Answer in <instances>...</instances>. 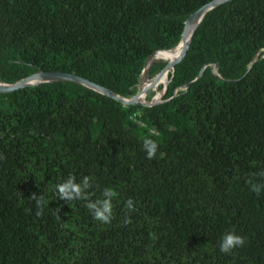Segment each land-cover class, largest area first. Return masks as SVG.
I'll return each mask as SVG.
<instances>
[{
    "label": "trees",
    "instance_id": "obj_1",
    "mask_svg": "<svg viewBox=\"0 0 264 264\" xmlns=\"http://www.w3.org/2000/svg\"><path fill=\"white\" fill-rule=\"evenodd\" d=\"M209 1L0 0V82L58 69L136 97ZM262 55L264 0H229L154 78L162 102L72 80L0 92V264H264ZM229 234L244 244L225 253Z\"/></svg>",
    "mask_w": 264,
    "mask_h": 264
},
{
    "label": "water",
    "instance_id": "obj_2",
    "mask_svg": "<svg viewBox=\"0 0 264 264\" xmlns=\"http://www.w3.org/2000/svg\"><path fill=\"white\" fill-rule=\"evenodd\" d=\"M229 0H212L209 1L203 5H201L199 8H197L195 11H193L185 20L184 24H183V29H182V33H181V39L182 37L185 35V33L188 31V29L190 28V26L194 23V21L196 19H198L197 23L200 21L201 17L203 16V14L209 10L210 8L217 6L223 2H227ZM196 23V25H197ZM195 25V27H196ZM194 27V29H195ZM193 29V31H194ZM192 31V34H193ZM192 34L190 37V40L192 38ZM189 40V42H190ZM180 42V41H179ZM189 42L187 44L186 47H184L181 55L179 56V58L176 61L173 62H168L166 63V65L161 68L159 71H157L156 73L152 74V75H147V77L142 80L143 82V87H144V100L143 101H136L133 100L132 98L135 96V94L131 97H122L119 96L118 94L114 93L113 91H111L110 89L103 87L99 84L94 83L93 81L78 75L76 73L73 72H69V71H63V70H58V69H53V70H39L36 71L34 73L28 74L27 76H25L23 79H21L20 81H17L15 83H4V82H0V92H10L13 90H16L18 88L24 87V86H32V85H37L41 82H45V81H52V80H72L81 84H84L88 87H91L97 91H100L101 93L106 94L109 97H112L120 102H122L123 104H141V105H153L159 102H162L164 100H153L150 101L147 98V92L149 90V88L151 87V84L154 80V78L157 76V74L159 73H172L174 68L176 67V65L183 59V57L186 54L187 51V47L189 45ZM151 57V56H150ZM150 57L146 60V65L149 63V59ZM146 72L147 74V67H145V69L143 70V72ZM141 82V84H142ZM140 84V85H141ZM167 84V83H166ZM190 83L186 84V87L189 85ZM139 89V88H138Z\"/></svg>",
    "mask_w": 264,
    "mask_h": 264
},
{
    "label": "clouds",
    "instance_id": "obj_3",
    "mask_svg": "<svg viewBox=\"0 0 264 264\" xmlns=\"http://www.w3.org/2000/svg\"><path fill=\"white\" fill-rule=\"evenodd\" d=\"M145 146L147 148V155L148 158H153L156 154L157 145L153 141H145ZM69 189H71L74 192L79 193L80 189L79 186L73 184L71 181L67 184L59 186V191L62 194H66ZM89 207H94L93 205H89ZM111 210V206L108 203H105L103 211H97L96 218L104 220L106 223L109 222V217L105 215V213H109ZM244 244V240L240 236H235L232 234H229L225 240L224 243L220 246V250L222 252H229L231 249H233L236 246H242Z\"/></svg>",
    "mask_w": 264,
    "mask_h": 264
},
{
    "label": "bare ground",
    "instance_id": "obj_4",
    "mask_svg": "<svg viewBox=\"0 0 264 264\" xmlns=\"http://www.w3.org/2000/svg\"><path fill=\"white\" fill-rule=\"evenodd\" d=\"M197 21H198V19H196V20L194 21V23L190 26V28L188 29V31L185 33V35L183 36V40H182V42H181L180 45H178L177 47H175L174 49H172V51H170V50H159V51L155 52L154 55H155L156 57H161L162 54H163V55H168V54H170V56H169V62L176 61V60L179 58V56L181 55V53H182L184 47L187 46V44H188V42H189V40H190V37H191L192 31H193V29H194V27H195ZM152 59H153V58H152ZM142 83H143V82H142ZM142 89H143V90H142V92L139 94V96L132 98L133 100H136V101H143V100H144V98H143V96H144V87H142Z\"/></svg>",
    "mask_w": 264,
    "mask_h": 264
},
{
    "label": "rangeland",
    "instance_id": "obj_5",
    "mask_svg": "<svg viewBox=\"0 0 264 264\" xmlns=\"http://www.w3.org/2000/svg\"><path fill=\"white\" fill-rule=\"evenodd\" d=\"M175 47H176V46H175ZM175 47H174V48H175ZM174 48H173V49H174ZM170 51H172V49H170ZM154 54H155V52L151 55V57H150L149 60L160 59V60L166 61V62L168 63L170 54H168V55H163V54H162L161 57H156ZM152 58H153V59H152ZM167 59H168V60H167ZM146 77H147V74H146V72L144 71L143 74H142L141 82H142V80H144ZM167 82H168V77H167V80H166L165 82L160 83V84L163 85V87H162L161 89L158 88V90H156V89H154L155 86H151V87L149 88L148 91H150V90H154L153 97H152V99H151L150 101H153V100H163L162 97H163L164 90H165V86H166V83H167ZM235 83H236V84H241L242 81H241V80H239V81H235ZM160 84H159V85H160ZM142 87H143V83L140 85V92H139V94H140V93L142 92V90H143ZM139 94H138L137 96H139ZM137 96H136V97H137ZM143 98H144V96H143ZM145 141H153V142L156 143V141H155V136H154V135H151L150 137H147V138L145 139ZM156 145H157V143H156ZM164 160L167 161V160H168V157H167V156H164Z\"/></svg>",
    "mask_w": 264,
    "mask_h": 264
},
{
    "label": "built area",
    "instance_id": "obj_6",
    "mask_svg": "<svg viewBox=\"0 0 264 264\" xmlns=\"http://www.w3.org/2000/svg\"><path fill=\"white\" fill-rule=\"evenodd\" d=\"M262 56H264V55H262Z\"/></svg>",
    "mask_w": 264,
    "mask_h": 264
}]
</instances>
